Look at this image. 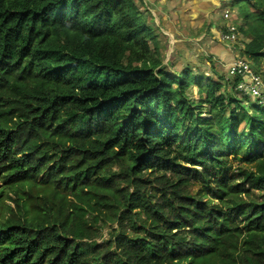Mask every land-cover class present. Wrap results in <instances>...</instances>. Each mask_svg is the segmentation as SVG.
Returning a JSON list of instances; mask_svg holds the SVG:
<instances>
[{"label":"trees","instance_id":"obj_1","mask_svg":"<svg viewBox=\"0 0 264 264\" xmlns=\"http://www.w3.org/2000/svg\"><path fill=\"white\" fill-rule=\"evenodd\" d=\"M228 5L260 65L264 0ZM150 16L0 0V264H264V112L170 70Z\"/></svg>","mask_w":264,"mask_h":264},{"label":"crops","instance_id":"obj_2","mask_svg":"<svg viewBox=\"0 0 264 264\" xmlns=\"http://www.w3.org/2000/svg\"><path fill=\"white\" fill-rule=\"evenodd\" d=\"M138 1H140V7L149 10L151 23L162 34L159 41L167 47L164 64L170 70L179 71L190 65L195 73L205 75L212 72L214 74V68L217 72L227 74L230 65L240 57V53L233 46L220 39V33L226 29V26L235 25L239 28L243 23L244 19L239 15L236 7L231 6V15L229 17L223 15L224 20L220 22L218 12L223 0ZM225 1L230 3L231 0ZM194 29L198 32L192 33ZM189 38L202 42L207 50L205 52L204 49H201L205 53L203 57L212 60L210 67L203 63L199 64L197 59L189 53V48L185 46L189 42ZM176 46L184 51L179 52L177 58L172 59ZM260 65L256 66L259 71L261 70Z\"/></svg>","mask_w":264,"mask_h":264},{"label":"built area","instance_id":"obj_3","mask_svg":"<svg viewBox=\"0 0 264 264\" xmlns=\"http://www.w3.org/2000/svg\"><path fill=\"white\" fill-rule=\"evenodd\" d=\"M223 15L229 17L231 11L225 10ZM220 39L229 43L239 53L244 52L245 44L248 42L235 25L226 26V29L220 33ZM260 66L259 71L247 58L240 55L230 65L227 74L231 78H240L235 86L238 95L254 97L259 104L264 105V59Z\"/></svg>","mask_w":264,"mask_h":264},{"label":"rangeland","instance_id":"obj_4","mask_svg":"<svg viewBox=\"0 0 264 264\" xmlns=\"http://www.w3.org/2000/svg\"><path fill=\"white\" fill-rule=\"evenodd\" d=\"M227 3L229 4V1H225V0L222 1V6L220 7V10L218 12V16H219L218 19H219L220 22H222L224 20L223 19V14H224L225 10H231L232 9L231 6L228 5ZM242 13H244V11H239V15L240 16H242ZM196 29H194L192 31V33H197L198 30H196ZM188 40H189V42H187L185 46L187 48H189L188 49L189 53L197 59V61H198L199 64H202L203 63L204 65L210 67V64H211L212 60H207L205 56L203 57V55L205 54L204 51L207 52V50L202 45V42L199 41V40L193 39V38H189ZM201 49H204V51H202ZM198 50H200V51H198ZM182 51H184V50L183 49H180V48H178V46H176L175 53L173 54L172 59L174 57L177 58V56H178L177 54L179 52H182ZM194 53H195V55H194ZM200 54H201V57H200ZM212 59H213V57H212ZM175 60H177V59H175ZM213 70H214L213 71L214 74H212V72H211L210 74L208 73V74H205L204 75L205 76L204 82L207 81L209 79V77H211V76L214 77V79H217L218 78L217 75L215 76V69L214 68H213ZM198 90H199V87L197 85H194L192 87V89H190L189 95L191 96L192 99H198V96H199ZM231 93L234 94L233 92H231ZM237 93L238 92L236 91V93L234 95L235 96L236 95L238 96V99L241 101L242 106H244L245 109L247 111H249L250 115L254 111L255 112H257V111L258 112H264V105L259 104L255 100L254 97H244L242 95H238ZM252 106H253V109L254 110L251 108ZM260 146H261V144H260ZM263 147H264V145H263ZM233 163H234V167H236V165L239 164V161L236 160V161H233ZM195 189H197V188H195ZM90 218L92 219V216H90ZM102 232H103V238L100 240V242H103V241L108 240V238L110 237L111 230L108 227H103L102 228Z\"/></svg>","mask_w":264,"mask_h":264}]
</instances>
